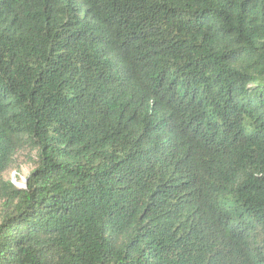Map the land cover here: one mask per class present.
<instances>
[{"label": "trees", "instance_id": "1", "mask_svg": "<svg viewBox=\"0 0 264 264\" xmlns=\"http://www.w3.org/2000/svg\"><path fill=\"white\" fill-rule=\"evenodd\" d=\"M0 264H264V0H0Z\"/></svg>", "mask_w": 264, "mask_h": 264}, {"label": "rangeland", "instance_id": "2", "mask_svg": "<svg viewBox=\"0 0 264 264\" xmlns=\"http://www.w3.org/2000/svg\"><path fill=\"white\" fill-rule=\"evenodd\" d=\"M35 168V155L29 152L21 153L17 156V161L12 169L7 173L6 178L16 186L29 176Z\"/></svg>", "mask_w": 264, "mask_h": 264}, {"label": "built area", "instance_id": "3", "mask_svg": "<svg viewBox=\"0 0 264 264\" xmlns=\"http://www.w3.org/2000/svg\"><path fill=\"white\" fill-rule=\"evenodd\" d=\"M26 180L24 179L22 183H20V186H24Z\"/></svg>", "mask_w": 264, "mask_h": 264}]
</instances>
